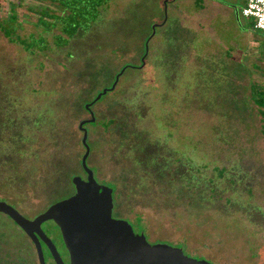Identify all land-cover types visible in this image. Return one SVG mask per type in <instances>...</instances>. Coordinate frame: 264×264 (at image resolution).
I'll list each match as a JSON object with an SVG mask.
<instances>
[{
    "label": "rangeland",
    "instance_id": "374dc122",
    "mask_svg": "<svg viewBox=\"0 0 264 264\" xmlns=\"http://www.w3.org/2000/svg\"><path fill=\"white\" fill-rule=\"evenodd\" d=\"M193 1L110 0L89 28L55 48L59 31L44 33L28 12L44 3L0 0V27L8 4L21 20L12 34L0 30V201L33 219L73 195L71 178L83 176L84 107L121 74L86 125L87 165L114 190L112 217L150 243L264 264L263 121L249 93L253 83L264 86V63L221 53L246 28L214 19L197 30ZM218 1L234 11L241 3ZM170 14L197 30L191 62L181 58L182 40L170 39L182 25L166 21ZM258 52L264 57V44ZM42 228L68 260L59 229L50 221ZM0 264H38L2 214Z\"/></svg>",
    "mask_w": 264,
    "mask_h": 264
},
{
    "label": "water",
    "instance_id": "95a60500",
    "mask_svg": "<svg viewBox=\"0 0 264 264\" xmlns=\"http://www.w3.org/2000/svg\"><path fill=\"white\" fill-rule=\"evenodd\" d=\"M110 90H113L119 76ZM103 90L94 101H98ZM88 109L89 105H85ZM82 121L78 129L83 132L81 144L85 152L81 167L86 179L80 176L71 178L75 194L59 201L44 212L29 220L14 207L0 201V214L8 216L33 243L38 264H46L41 242L45 244L55 264H65L54 243L43 232L41 226L52 221L60 231L69 258V264H210L197 261L183 254L179 248L164 244L151 245L144 234H135L132 226L123 220L112 218L113 190L99 185L93 171L87 165L90 149L87 132Z\"/></svg>",
    "mask_w": 264,
    "mask_h": 264
},
{
    "label": "trees",
    "instance_id": "16d2710c",
    "mask_svg": "<svg viewBox=\"0 0 264 264\" xmlns=\"http://www.w3.org/2000/svg\"><path fill=\"white\" fill-rule=\"evenodd\" d=\"M21 5L23 0H17ZM44 3L46 6L37 10L35 6L29 7L28 12L37 16L36 26L43 29L44 33L58 30L59 35L54 38V47H66L69 40L76 36L80 31H85L99 18L101 9L104 8L110 0H35ZM8 19L5 20L6 27H0L5 34L13 33L14 26L19 24V16L16 12V6L8 4ZM44 41L45 38L42 37ZM29 48L27 49V51ZM250 100L262 118L263 126L261 129L264 136V86L253 83L249 87ZM112 122L105 126L109 127ZM4 127L2 131H6ZM224 171H219L220 178L224 177ZM192 185V183H191ZM193 186V185H192ZM194 187V186H193Z\"/></svg>",
    "mask_w": 264,
    "mask_h": 264
},
{
    "label": "crops",
    "instance_id": "0c3cea01",
    "mask_svg": "<svg viewBox=\"0 0 264 264\" xmlns=\"http://www.w3.org/2000/svg\"><path fill=\"white\" fill-rule=\"evenodd\" d=\"M232 2H236V0H233ZM240 7L235 11L231 9L228 4H223L222 2L218 0H194V15L197 17L199 20V24L197 27V30H199V27L206 26L208 24V21H212L214 19H219L220 24H222V28L225 27L227 20L232 19L234 23H239V25L242 26V28H246V30H243L241 34H239L238 38V44H233V41L230 42V48H225L224 50L220 51L221 53H225L227 55H230V53H237V56L240 58L246 57V56H251L254 58V62H258L260 64L264 63V57L263 55H259L258 49H260L261 44H264V35L255 30L253 25L254 22L252 19H246L241 17L240 15V10L244 6L246 0H240ZM200 14H202L200 16ZM171 16V17H170ZM184 15H182L180 19V23L184 24ZM176 14L168 15L166 21L170 20H177ZM180 26V30L173 28V30L170 33V39L171 41L176 42L177 39L182 40L183 45H186V52L181 53L182 57L181 58H186L188 59V62H191L193 55L195 52L192 49L193 44L197 39L196 38V32L195 31H190L188 27L185 25ZM227 29V28H226ZM225 29V30H226ZM191 37V38H190ZM74 38V37H73ZM71 38L70 40H72ZM69 40V41H70ZM185 51V48H184ZM166 52V49L163 50V53ZM183 52V50L181 51ZM216 52V51H215ZM214 50L211 49V54L207 57H210L211 60L214 59ZM180 58V59H181ZM241 61L242 67H243V62L242 60L238 59L237 64L241 67V64L239 63ZM145 64V63H144ZM143 64V66H144ZM257 66V65H256Z\"/></svg>",
    "mask_w": 264,
    "mask_h": 264
},
{
    "label": "flooded vegetation",
    "instance_id": "af4514ba",
    "mask_svg": "<svg viewBox=\"0 0 264 264\" xmlns=\"http://www.w3.org/2000/svg\"><path fill=\"white\" fill-rule=\"evenodd\" d=\"M109 91H111L110 89H107V92H109ZM106 92V93H107ZM105 95V94H104ZM103 96V95H102ZM101 96V97H102ZM100 100V99H99ZM95 102L96 101H93V102H90L89 104H87V105H89V108L88 109H86L85 107V111H86V114H87V118L86 119H84V120H82V121H90L92 118H94V122L93 123H95V121H96V118H95V112L92 110V106L95 104ZM82 121H80V122H82ZM87 124H91L90 122H87L86 124H84L83 125V128L84 129H86V125ZM80 131V130H79ZM80 132H82V131H80ZM86 132H87V129H86ZM82 134H83V132H82ZM87 139H88V132H87ZM82 168V167H81ZM82 171H83V169H82ZM94 174V173H93ZM80 177H82V179H86V174H85V172L83 171V176H80ZM95 178V177H94ZM96 180V179H95ZM97 182V181H96ZM113 190V189H112ZM113 193H114V190H113ZM112 193V197L114 196V194ZM116 193V192H115ZM75 194V190H74V193H73V195ZM73 195H71V196H73ZM71 196H69V197H71ZM68 197V198H69ZM67 199V198H66ZM115 208V204H114V198H113V209ZM18 211V210H17ZM19 212V211H18ZM112 212H113V210H112ZM20 213V212H19ZM21 214V213H20ZM3 215V214H2ZM22 215V214H21ZM6 218H8L14 225H16L8 216H6V215H4ZM23 216V215H22ZM37 216V215H36ZM35 216V217H36ZM34 217V218H35ZM33 218V219H34ZM113 219H116V220H123V221H126L127 223H129L130 224V222L127 220V219H123V218H114V217H112ZM28 219V218H27ZM29 220H32V219H29ZM50 223L51 224H53L54 226H56L52 221H50ZM131 225V224H130ZM17 226V225H16ZM18 227V226H17ZM57 227V226H56ZM19 228V227H18ZM41 228H42V226H41ZM20 229V228H19ZM133 229V228H132ZM21 230V229H20ZM42 230H43V228H42ZM22 231V230H21ZM134 231V230H133ZM23 232V231H22ZM43 232L45 233V231L43 230ZM24 233V232H23ZM135 233V232H134ZM45 235L49 238V236L45 233ZM26 236V235H25ZM27 237V236H26ZM28 238V237H27ZM50 239V238H49ZM28 240L30 241V239L28 238ZM147 240V239H146ZM52 241V240H51ZM31 242V241H30ZM148 242V241H147ZM149 244H151V245H154V244H156V243H150V242H148ZM31 244L33 245V243L31 242ZM34 246V245H33ZM41 246H42V250H43V254H44V259H45V263L46 264H55L54 263V260L52 259V257H51V255H50V253H49V250L47 249V247L45 246V244L44 243H42L41 242ZM35 248V247H34ZM58 251V250H57ZM183 251V250H182ZM45 253L47 254V256L45 255ZM59 253V252H58ZM183 254L185 255V256H187V257H189V258H191V259H195V260H197V261H200V260H205V261H207L208 263H210V264H230V262H229V256L225 253V252H222V253H220V252H215V253H212V254H214L215 255V257H207V256H205V255H199V254H194V253H191V252H184L183 251ZM225 255V256H224ZM61 256V255H60ZM61 258H62V256H61ZM62 260H63V262L65 263V264H69V258H68V260H64L63 258H62Z\"/></svg>",
    "mask_w": 264,
    "mask_h": 264
},
{
    "label": "built area",
    "instance_id": "2783aa9c",
    "mask_svg": "<svg viewBox=\"0 0 264 264\" xmlns=\"http://www.w3.org/2000/svg\"><path fill=\"white\" fill-rule=\"evenodd\" d=\"M240 15L243 18L252 19L254 29L264 35V0H246Z\"/></svg>",
    "mask_w": 264,
    "mask_h": 264
}]
</instances>
